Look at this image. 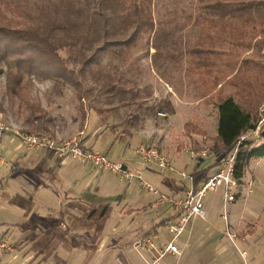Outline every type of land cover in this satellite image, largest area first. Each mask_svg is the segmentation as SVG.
<instances>
[{"label": "rangeland", "instance_id": "1", "mask_svg": "<svg viewBox=\"0 0 264 264\" xmlns=\"http://www.w3.org/2000/svg\"><path fill=\"white\" fill-rule=\"evenodd\" d=\"M138 1L148 4L157 30L141 34L120 56L103 55L98 63L76 66L80 100L71 84L34 73L26 76L19 95H11L1 64L0 119L25 134L63 141L81 138L132 168L142 167L143 179L158 193L174 196L183 194L187 184L180 171L193 173L194 186H199L224 157L219 152L192 156L202 147L209 151V141L183 132L184 122L192 120L207 138L214 137L219 96L231 95L255 112V132H246L243 141L251 139L255 146L262 140L263 13L254 22L240 20L244 32L235 42L229 30L236 19L220 17L216 6L232 0ZM252 26L254 34L244 30ZM211 48L215 54L209 53ZM229 61L235 68L227 78L242 66L234 79L221 74ZM26 106L41 108L40 120L49 119L46 129L27 123ZM19 141L12 133L0 139L5 159L0 164V242L9 245V262L152 264L147 246L134 242L155 236L158 243L175 238L182 249L160 264H264V156L251 159L244 176L234 181L231 202L224 200L222 188L207 191L205 217L190 218L174 237L159 223L169 216L173 221L174 212L167 203L151 206L156 195L137 181L127 183L107 171L66 163L70 158L46 147L21 148ZM141 146L162 155L172 170L160 172L155 161L140 153ZM34 167L43 172L40 179L37 172H29ZM47 173L59 180H48ZM68 179L76 181L73 188ZM246 223L256 225L254 234H242Z\"/></svg>", "mask_w": 264, "mask_h": 264}, {"label": "trees", "instance_id": "2", "mask_svg": "<svg viewBox=\"0 0 264 264\" xmlns=\"http://www.w3.org/2000/svg\"><path fill=\"white\" fill-rule=\"evenodd\" d=\"M216 6H219L220 17L230 15L236 19L232 31L229 30L235 42L244 32L240 20L254 22V16L263 13L259 21L264 22V2L219 1ZM154 25L148 4L138 0H0V65L5 67L6 91L19 95L25 86L26 76L34 73L40 78L71 84L80 100L81 85L75 67L82 69L98 63L103 55H122L141 34L155 32L157 28ZM244 30L255 33L254 26ZM208 50L215 54L213 48ZM229 66L232 67L228 69ZM233 66L234 63L230 62L223 67V78L229 77L228 73L234 71ZM241 67L230 78H236L242 71ZM213 78L217 81L216 76ZM215 105L217 126L214 137L207 138L205 131L192 120L184 122L183 132L188 137L196 135L207 139L208 153L219 152L225 156L233 150L242 134L256 128L259 118L231 95L219 96ZM26 109L29 111L26 121L30 126L47 128L49 119L40 120L41 108L26 106ZM261 137L255 146H252L251 139L239 145L234 162V181L244 176L251 159L264 156V129ZM171 219L169 216L159 223L165 225ZM254 232L255 225L246 223L242 234L252 235Z\"/></svg>", "mask_w": 264, "mask_h": 264}, {"label": "built area", "instance_id": "3", "mask_svg": "<svg viewBox=\"0 0 264 264\" xmlns=\"http://www.w3.org/2000/svg\"><path fill=\"white\" fill-rule=\"evenodd\" d=\"M255 129L251 130L252 132H248L250 134L254 133ZM7 133H12L19 138V147L21 148L46 147L60 156H66L99 170L107 171L124 182L130 183L133 180L137 181L142 188L156 195V198L151 202V206L156 207L161 206L163 203H167V207L174 212V220L171 221V219L165 224V228L174 237L181 233L190 218L205 217L206 211L204 209L203 197L207 191H215L218 188H222L224 200L226 202H231L233 200L234 197L230 188L234 183L233 170L236 151L240 143L248 136L247 133H244L239 137L233 150L219 161L217 171L204 180L199 186H194L193 173L180 171L181 178L187 182L185 190L183 194L168 196L163 193H158L156 188L143 179L142 167L132 168L125 162L114 161L107 153L86 147L81 138L74 137L63 141L38 134H25L21 132L20 129L0 119V139ZM139 150L142 155L149 158V161L150 159L155 161L160 172L172 170V167L168 165L166 159H164L162 155H158L154 149H145L141 146ZM207 153V148L202 147L200 150L192 151L190 154L192 156H204ZM4 161L5 159L0 150V164L4 163ZM153 238L154 239L151 237H144L142 240L134 242V245H139L141 242L143 245L147 246L148 250L153 255L152 264H160L161 260L166 255L181 254L179 246L174 241L175 238L159 243L155 241V236ZM8 249L9 245L6 241H1L0 264H17L2 259L3 253Z\"/></svg>", "mask_w": 264, "mask_h": 264}, {"label": "crops", "instance_id": "4", "mask_svg": "<svg viewBox=\"0 0 264 264\" xmlns=\"http://www.w3.org/2000/svg\"><path fill=\"white\" fill-rule=\"evenodd\" d=\"M90 147V146H89ZM90 148H92V147H90ZM108 154V153H107ZM108 156H109V154H108ZM112 160H114V161H121V162H123L122 160H116L115 158H113L112 157V155L110 154V156H109ZM66 160V163L69 161H74V162H76V163H78L79 165H81V166H83V167H85V168H89V169H91V168H94V167H92V166H90V165H88V164H85V163H82V162H80V161H77V160H74V159H65ZM40 164V163H39ZM59 164H64L63 162L62 163H59ZM61 167V166H60ZM37 168L38 167H34V171H36L37 172V176H39V179H40V175H42V173H41V169L40 168H38V170H37ZM47 178H48V180L49 179H54V180H59V177H57V176H55L54 174H52V173H47ZM42 179V178H41ZM44 180H41V183L43 182ZM67 182H68V187H74L75 186V184H76V181L75 180H66ZM43 186H45V185H43ZM46 187H48V186H46ZM216 201L217 200H219L220 199V194L219 193H216ZM254 224V223H253ZM255 225V224H254ZM255 231H256V225H255ZM255 233V232H254ZM253 233V234H254ZM247 235H249V234H247ZM177 244V243H176ZM178 245V244H177ZM181 245V244H180ZM180 245H178L179 246V248H180V250H181V252H182V249H181V247H180ZM6 251L3 253V255H2V259L3 260H5V261H8V259L6 258ZM176 256H178V255H176Z\"/></svg>", "mask_w": 264, "mask_h": 264}]
</instances>
